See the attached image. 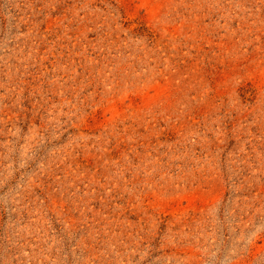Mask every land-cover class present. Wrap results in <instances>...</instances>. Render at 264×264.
<instances>
[{
  "label": "rangeland",
  "instance_id": "1",
  "mask_svg": "<svg viewBox=\"0 0 264 264\" xmlns=\"http://www.w3.org/2000/svg\"><path fill=\"white\" fill-rule=\"evenodd\" d=\"M0 264H264V0H0Z\"/></svg>",
  "mask_w": 264,
  "mask_h": 264
}]
</instances>
